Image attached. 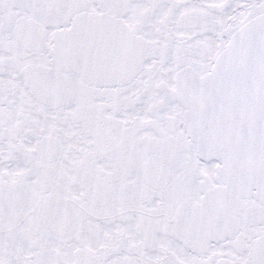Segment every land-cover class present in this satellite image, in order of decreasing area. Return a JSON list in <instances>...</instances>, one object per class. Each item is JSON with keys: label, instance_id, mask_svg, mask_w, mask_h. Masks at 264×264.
I'll list each match as a JSON object with an SVG mask.
<instances>
[{"label": "snow or ice", "instance_id": "6c2138e0", "mask_svg": "<svg viewBox=\"0 0 264 264\" xmlns=\"http://www.w3.org/2000/svg\"><path fill=\"white\" fill-rule=\"evenodd\" d=\"M0 264H264V0H0Z\"/></svg>", "mask_w": 264, "mask_h": 264}]
</instances>
